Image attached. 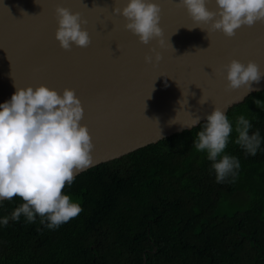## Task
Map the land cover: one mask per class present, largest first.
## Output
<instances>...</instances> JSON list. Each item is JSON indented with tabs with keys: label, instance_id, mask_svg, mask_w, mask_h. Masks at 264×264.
<instances>
[{
	"label": "trees",
	"instance_id": "obj_1",
	"mask_svg": "<svg viewBox=\"0 0 264 264\" xmlns=\"http://www.w3.org/2000/svg\"><path fill=\"white\" fill-rule=\"evenodd\" d=\"M233 125L243 115L259 131L255 155L235 143L226 154L240 169L218 183L206 152L193 147L196 126L174 133L74 176L62 190L82 212L55 229L19 221L24 201H0V264H264V89L230 106ZM251 189L242 206L218 212L223 198ZM47 221H45L46 223Z\"/></svg>",
	"mask_w": 264,
	"mask_h": 264
},
{
	"label": "water",
	"instance_id": "obj_2",
	"mask_svg": "<svg viewBox=\"0 0 264 264\" xmlns=\"http://www.w3.org/2000/svg\"><path fill=\"white\" fill-rule=\"evenodd\" d=\"M126 2L119 0L117 6ZM153 2L161 8L164 47L155 39L142 44L126 30L125 19L111 11L114 0H0V103L11 99L16 86L44 84L58 93L74 89L84 109L81 123L94 144L93 167L192 128L186 126L191 114L202 122L215 107L226 113L264 89V75L251 91L226 89L221 69L231 59L251 60L264 73V23L242 26L229 38L221 31L186 28L195 22L184 7L175 6L176 0ZM58 4L87 21L81 27L91 38L88 47L65 51L59 46L54 37ZM206 7L215 10V0H206ZM152 48L162 58L146 63L145 55L154 56ZM202 95L204 104L199 103ZM182 99L187 100L183 107ZM175 116L178 122L169 123Z\"/></svg>",
	"mask_w": 264,
	"mask_h": 264
},
{
	"label": "clouds",
	"instance_id": "obj_3",
	"mask_svg": "<svg viewBox=\"0 0 264 264\" xmlns=\"http://www.w3.org/2000/svg\"><path fill=\"white\" fill-rule=\"evenodd\" d=\"M118 2L114 0L111 11L125 19L126 30L136 35L142 44L147 45L155 39L157 45L164 47L158 3L127 0L121 7L117 6ZM215 4V10L206 7V0H176L175 6L184 7L195 22L194 26L186 27L189 30L199 27L207 33L221 31L229 38L235 36L236 30L242 26L264 23V0H215ZM54 11L57 21L54 37L59 46L65 51L71 50L73 45L88 47L91 38L81 27L87 23L81 14L59 4ZM202 24L209 25V28L204 29ZM168 43L175 51L169 39ZM206 49L198 48L196 51ZM150 51L154 56L145 55L146 63H152L153 59L158 62L162 58L155 48ZM221 69L227 80L226 89L244 86L251 91L252 83H258L264 75L251 60L242 63L231 59ZM206 101L202 95L199 103ZM178 103L183 107L187 100L182 99ZM83 117L81 101L75 90L68 87L58 93L44 84L35 88L16 86L11 99L0 103V199L11 200L18 196L24 201L11 213L13 221H19L23 215L26 222L31 223L38 215L41 224L55 229L82 212L80 204L62 190L66 184L73 183L76 172L93 163L91 153L94 144L87 126L81 123ZM198 121L199 117L191 114V123L186 126L193 127ZM177 122L176 116L169 121ZM251 127L249 120L241 115L233 129L228 116L218 107L206 116V123L196 133L193 147L197 152H206L218 183L229 176L234 182L241 167L237 157L225 153L233 130L237 134L235 143L247 153L255 155L260 148V133L256 131L250 135ZM0 223L7 225L8 217Z\"/></svg>",
	"mask_w": 264,
	"mask_h": 264
},
{
	"label": "rangeland",
	"instance_id": "obj_4",
	"mask_svg": "<svg viewBox=\"0 0 264 264\" xmlns=\"http://www.w3.org/2000/svg\"><path fill=\"white\" fill-rule=\"evenodd\" d=\"M246 191L242 192H235L228 196L227 198H223L217 208L218 212H230L231 210L238 208L242 206L243 203H245V200L248 199L251 196V189L248 187L247 184L244 185ZM264 201V197H263ZM262 214L264 216V202H263V211Z\"/></svg>",
	"mask_w": 264,
	"mask_h": 264
}]
</instances>
